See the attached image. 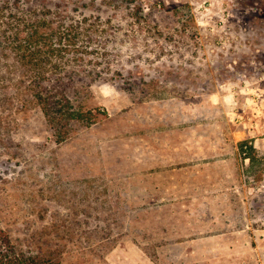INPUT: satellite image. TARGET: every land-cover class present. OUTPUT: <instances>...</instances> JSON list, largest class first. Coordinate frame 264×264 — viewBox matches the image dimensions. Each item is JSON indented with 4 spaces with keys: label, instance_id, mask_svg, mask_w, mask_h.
I'll use <instances>...</instances> for the list:
<instances>
[{
    "label": "rangeland",
    "instance_id": "1",
    "mask_svg": "<svg viewBox=\"0 0 264 264\" xmlns=\"http://www.w3.org/2000/svg\"><path fill=\"white\" fill-rule=\"evenodd\" d=\"M20 259L264 264V0H0V264Z\"/></svg>",
    "mask_w": 264,
    "mask_h": 264
},
{
    "label": "trees",
    "instance_id": "2",
    "mask_svg": "<svg viewBox=\"0 0 264 264\" xmlns=\"http://www.w3.org/2000/svg\"><path fill=\"white\" fill-rule=\"evenodd\" d=\"M26 31H27V39H26L27 41L25 42L26 47L24 48V50H26L27 53L30 54L32 60H40L41 59L40 55L42 54V52L44 54H51V52H54L52 46L53 44L48 43L47 44L48 49L46 50L42 48V46H40L42 45V42L45 38L43 37L44 36L43 32L42 34L41 32H39V26L33 24L32 26H30V28H27ZM44 44L46 45V43ZM245 145H248L247 141L241 142V147H244ZM248 147L252 152L256 150L253 145H250ZM252 157L253 156L251 155L247 156L248 159H251ZM16 264H32V263L23 262V260L20 259L19 263Z\"/></svg>",
    "mask_w": 264,
    "mask_h": 264
}]
</instances>
